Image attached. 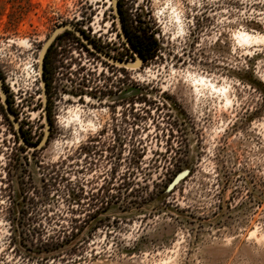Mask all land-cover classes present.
<instances>
[{
    "label": "rangeland",
    "instance_id": "1",
    "mask_svg": "<svg viewBox=\"0 0 264 264\" xmlns=\"http://www.w3.org/2000/svg\"><path fill=\"white\" fill-rule=\"evenodd\" d=\"M188 1L130 12L132 40L155 43L139 69L67 57L41 149L20 146L0 95V264H264V0ZM112 8L0 0V77L31 138L41 45L65 20L116 53Z\"/></svg>",
    "mask_w": 264,
    "mask_h": 264
},
{
    "label": "flooded vegetation",
    "instance_id": "2",
    "mask_svg": "<svg viewBox=\"0 0 264 264\" xmlns=\"http://www.w3.org/2000/svg\"><path fill=\"white\" fill-rule=\"evenodd\" d=\"M145 1L147 3H150L153 0H117L118 11H119L120 18L122 20V24H123L124 28H127V30H128L130 12L133 11L134 7H140L142 5V7L144 8L145 7L144 6ZM184 1H186L187 4L189 3L188 0H184ZM140 3H142V4L140 5ZM112 11H113V8H112ZM110 14L113 15V17L117 20V23H118L117 15L114 12H110ZM62 21L63 22L60 24L61 26L72 25L77 30L82 32L84 37L87 39V41L89 43H91L96 50H93L87 42H85L75 31H73L71 29H66V30L60 32L56 36V38L52 41V43L49 45V47L47 48L45 58H44V65H43L42 70H44V78H45V81H46L47 86H48V98H50V100L48 101V104H47V113H48V116L50 119V125L51 126L54 123V119L57 118V116L55 115L56 112L52 108L53 97L51 96V91H50L52 80L50 79V76L55 75L57 70H71L69 68L71 64H68V62L66 61L67 57L69 55L76 54V50L81 51V54H78V56H80V58L77 62L79 65V70H84L83 67L86 64L84 62L83 57H87V56H93L94 61L96 59H98V60H101L103 63H105L106 67L103 68L102 70H113L114 67H116L118 70L124 69V68L113 65L112 63H110L109 61L104 59L98 52V51H101L104 54L109 55L115 59L122 60L123 59L122 51H123V44L124 43H123V39L121 36V32L119 33L121 41L116 46L117 47L116 53H114L112 51V49L110 48V46H105V43L102 44L100 41L94 40V37L90 36V30H87L88 28H85V27L82 28V26H80L79 24H75L72 22H66L65 20H62ZM129 34H130V32H129ZM48 39L45 41V43L48 41ZM45 43L41 45L40 54H41V52L45 46ZM75 47H77V48H75ZM71 49H74V51H72ZM39 70H41L40 62H39ZM0 75H2V74H0ZM1 79L4 82V84H6V81L4 78H2V76H1ZM40 83H41V85H40L41 95L38 98L41 99L40 100V106L42 108L41 109V113H42L43 110L45 111V107H44V98H43L44 91H43L41 76H40ZM5 91H6L8 101H9L10 108L13 111L15 117L18 118V114L15 111L14 104L12 103L10 93L8 92L7 86H5ZM81 92H83V90H81ZM2 107H3V110L5 112V116L7 118V120L5 119V121H7L11 125L12 128H14L16 138L18 140H20L18 133H17V130L15 129L12 121L10 120L3 103H2ZM20 122H22V120H20ZM21 127H22V132L24 134L25 140L28 143L35 145V144H38L43 139L44 134H42V129L40 131L39 136H36V138H31V134H30L31 127L29 125L23 126V123H21ZM50 129L52 130V127ZM20 146L23 147L24 149H28L23 144H20Z\"/></svg>",
    "mask_w": 264,
    "mask_h": 264
},
{
    "label": "water",
    "instance_id": "3",
    "mask_svg": "<svg viewBox=\"0 0 264 264\" xmlns=\"http://www.w3.org/2000/svg\"><path fill=\"white\" fill-rule=\"evenodd\" d=\"M112 6H113V11L114 13L117 15V19H118V24H119V27H120V32H121V36H122V39L124 40L125 44L134 52V54L136 55V59L133 63H129L128 61H123V60H118V59H115L109 55H106L104 54L103 52L101 51H98L99 54L104 58L106 59L107 61H109L110 63H112L113 65L115 66H118V67H121V68H124V69H139L143 62H144V59L143 57L140 55V53L137 51V49L133 46V44L130 42L127 34H126V31H125V28L122 24V20L120 18V14H119V11H118V3H117V0H112ZM66 29H71L73 31H75L85 42H87L89 44V46L93 49V50H96L94 48V46L89 43L87 41V39L84 37L83 33L80 32L79 30H77L74 26L72 25H65V26H61L59 28H57L54 33L51 35V37L48 39V41L45 43V46L40 54V67H41V70H40V75H41V78H42V83H43V91H44V107H45V121H46V125H45V132H44V136H43V139L38 143V144H30L28 143L26 140H25V137H24V134L22 132V129L20 127V124L18 123V121L16 120L15 118V115L13 113V111L11 110L10 108V105H9V101H8V98H7V95H6V91H5V87L3 85V81L0 77V95H1V100L3 102V105L6 109V112L10 118V120L12 121L15 129L17 130V133H18V136L20 138V141L21 143L26 146L27 148L29 149H34V150H38V149H41L43 146H45L47 143H48V140H49V134H50V119H49V116H48V113H47V104H48V93H47V83L45 81V78H44V70H42L43 68V65H44V58H45V54H46V51H47V48L49 47V45L52 43V41L56 38V36L66 30Z\"/></svg>",
    "mask_w": 264,
    "mask_h": 264
},
{
    "label": "trees",
    "instance_id": "4",
    "mask_svg": "<svg viewBox=\"0 0 264 264\" xmlns=\"http://www.w3.org/2000/svg\"><path fill=\"white\" fill-rule=\"evenodd\" d=\"M130 42L133 44V46L137 49V51L140 53V55L143 57L144 60L148 59V57L150 56H154V42H149V46H146L145 44H141L140 41L139 42H135L132 40V38L130 37V35L126 32ZM153 51V53H152Z\"/></svg>",
    "mask_w": 264,
    "mask_h": 264
},
{
    "label": "bare ground",
    "instance_id": "5",
    "mask_svg": "<svg viewBox=\"0 0 264 264\" xmlns=\"http://www.w3.org/2000/svg\"><path fill=\"white\" fill-rule=\"evenodd\" d=\"M177 19H178V21H179V23H180V21H181V19H180V16L179 15H177ZM181 26V25H180ZM129 63H131V62H129ZM133 63V62H132ZM129 69H131V68H129ZM135 70V69H134ZM199 80V79H198ZM208 82V81H207ZM199 83V82H198ZM201 83L202 84H205L206 83V81L202 78L201 79ZM207 84V83H206ZM210 86L211 87H213V88H215L216 89V86H214V84L212 83V82H210ZM75 121H78L81 125H83V121L81 120V117H80V114H75L74 116H73V118H72V122H75Z\"/></svg>",
    "mask_w": 264,
    "mask_h": 264
}]
</instances>
